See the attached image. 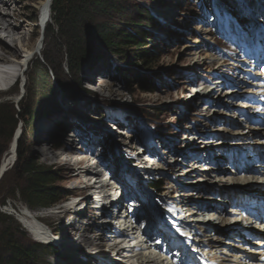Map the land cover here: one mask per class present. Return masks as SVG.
<instances>
[{"label": "rangeland", "instance_id": "374dc122", "mask_svg": "<svg viewBox=\"0 0 264 264\" xmlns=\"http://www.w3.org/2000/svg\"><path fill=\"white\" fill-rule=\"evenodd\" d=\"M15 1L17 2V8L15 9L24 17H20L19 21L23 24L27 21L30 24L34 23L33 20L37 19L36 14L32 8L26 7L24 2L29 4L36 0ZM223 1L115 0L117 10L112 11L114 14L112 15L113 22L119 25L126 24L125 26L128 27L139 26L144 31L142 49L146 51L145 57H133L132 45L129 47L123 43L121 52L118 54L106 49L102 43L97 42L90 46V58L74 73L67 70L66 58L64 54L62 55L64 51L61 53L57 43L51 39L49 34L47 35L49 28L54 26L55 15L52 14L44 29L37 27L33 30L29 26L27 27L28 31L30 30L33 34V42H37L39 36L42 37L43 42L41 50L30 58L21 72L15 71L16 73L11 76L5 75L6 85L0 82V105H4V110L0 114L8 116L14 114L15 117L22 116L25 119V123L20 121L11 139L7 138L6 135L9 129L1 120L0 168L5 154L10 152L12 140L15 135L17 136L16 133L21 130L18 138L19 143L23 134H31L32 125L34 127L32 144L29 145V151L23 155V158L29 157L39 166L49 169L52 172L50 176L52 185L61 189V191L63 190L62 193L65 197L63 196L56 205L49 208L39 207L33 209L29 207L28 202L21 193L24 185L23 180L14 168L18 157L17 143L15 156L0 176V212L7 214L9 217H0V261L4 264H12L9 244L15 243L19 246L28 247L30 251L35 252L38 259L31 261L29 264H66L61 257L64 253L61 244L35 239L22 224L20 216L26 213L31 214L32 211V213L38 212L47 224L54 228H60L62 225L60 214L66 210L62 203L69 200L67 196L79 194L81 189V193L86 192L88 194L89 191H93V197H96L95 189L98 190L97 193L101 191L100 195H97V199L101 201V204L103 200V205L109 215L101 217V220L98 221L99 224L103 221L108 227L123 229L125 224H127L126 227L131 225L132 228L135 220L137 227L133 230L134 233L131 231V236H135L137 239L138 236L142 235L143 241L145 239L143 236H146L147 239L150 238V233L147 236L145 231L146 223L149 221L154 224L155 219L147 221L140 219L139 224H137L138 220L135 218L128 219L129 215L135 214L137 216L135 211L141 203L143 205L144 199L131 197V193L129 194L124 186L119 190L116 189L122 183L120 177L131 186L139 185L140 191L147 195L153 203L150 206L157 211V217L153 214L154 210L151 211V214L156 219L159 218L165 220V222L168 219V217H165L167 216L166 212L169 209V203L172 201V199H166V196L175 197L177 195L176 198H178L180 194L193 192L191 196L200 194L199 198L194 200L196 203H200L202 196L204 200L207 199L205 197L212 196L215 199L207 201L209 205L212 207L215 204L223 205L225 209L223 215L219 214V219L216 218L214 224L217 228L223 227L222 229L226 230L224 228L226 222L222 221V217L226 216L225 218H227L229 216L227 211L230 209H233V214L239 213L240 210H238L239 212L235 211L236 209L230 203L232 201L227 200L221 193L216 191L221 187L218 181L214 184L210 183L211 180L220 177L217 174L204 171L203 168L215 169L218 166H229V169L234 171L236 168H233L235 166L233 163H236V161L250 162L251 159L242 161L245 153H242V151L237 152V148L229 150L228 147L233 146L236 141H232L234 143L228 142L230 136L234 135L230 133L221 135L219 132L217 137L213 138L211 136L223 122L219 120L209 121V116L214 111L217 115L227 118H232V116H229L232 114L234 115L232 119L237 122L234 124L236 129L233 128V131L245 127L247 120L245 113L250 115L251 110L247 106L244 107V105L249 104L250 108L253 107V103L249 100L247 102L248 98H244L247 97L245 91L254 89L251 88L252 84L249 87H247L248 84L242 85L241 89L236 88L234 84L236 80L242 78L243 81L247 78L251 82L249 64L253 57L250 55L255 49L253 44L263 46L264 40V0ZM167 10L171 11L169 17H166V14L163 13ZM0 11L11 13V9L5 6H0ZM12 11L14 10L12 9ZM150 15L153 17L152 19H150ZM238 32L239 36L236 35ZM233 36H237L238 41L233 43L231 41ZM0 39L10 47L18 51L21 50L19 44L15 41V37H9L7 33L0 32ZM257 39L260 40L258 43ZM246 44L249 50H246L247 47H241ZM261 49L257 50L261 52ZM231 53L243 56L241 60L247 65H240L239 68H236L235 57ZM39 60L47 61L51 65V69H49L52 76L51 80L44 81L43 86H39V82L31 77L32 65ZM261 60L264 61V55ZM252 65H255V63L252 62ZM17 68L15 67V69ZM257 70L259 74L263 72L262 69ZM242 71H246L245 77H243ZM194 74L197 76H194ZM217 76L223 78L221 81L225 84H221L222 86L215 90L212 98H208L209 95L205 94V97H201V100L193 101L195 89L200 90L199 92L206 90V88L211 89ZM254 85L256 84L254 83ZM227 90L236 96L232 98L231 94L225 96ZM241 93L244 94V97L239 98ZM68 95L72 97H66ZM50 99L55 100V104L51 108H47L45 112H41L45 109V102L50 101ZM204 99H213L212 102L218 101L221 107L212 102L207 105ZM229 103H232L231 107L228 105ZM235 108H238L237 113ZM60 109L70 112V115L73 116L71 118L73 120L70 121L74 124L59 138L47 139L42 137V131L45 128H51L48 124L49 119L59 115ZM34 110L41 113L34 123H31L30 112L33 113ZM252 110L257 111V108H252ZM225 113H228V116ZM248 124L250 125L249 121ZM251 126H255V124ZM258 126L264 127V125ZM141 131H144L143 137L139 134ZM148 135L152 138L153 144L150 142ZM259 135H251L248 142L251 145L258 146L257 141L261 139ZM87 139L100 145L90 144L91 149L89 151L82 147ZM216 140L219 142L216 143ZM68 148H71L69 151L78 152L89 159L93 158V161L96 157H101V153L104 151L102 154L107 155L109 159H102V165H99L96 169L104 172L102 177L97 179L96 176L81 174L80 179L75 184L68 181L65 172L76 169L74 164L78 158L63 156V152L68 151ZM211 148H218L219 150H211ZM148 149H151V152H148ZM53 153H59V155L52 159ZM185 153L187 157H185ZM67 158L68 160H66ZM184 158L186 159L184 160ZM228 160L230 165L226 164ZM68 161L71 163V168L67 165ZM253 164L254 166L255 164L256 166H264V156L262 160L258 159L257 156ZM181 167L184 169L182 174L180 173L183 172L180 170ZM118 174L119 177H116ZM219 176L223 175L219 174ZM153 179L164 184L162 192H157L148 187V182ZM90 180L92 182L96 181L97 188L96 186L91 190L84 188ZM82 184H84L82 187H76ZM197 184L201 185L197 186ZM229 185H232V183H229ZM209 186H213L215 191L209 189ZM245 186L244 184L243 188H246ZM169 189L171 190L169 191ZM168 191L170 194L166 195ZM113 193H115L113 198H116V200L118 197L121 198L120 200L125 198V201H122L123 204L119 207L120 209L108 202ZM252 193L256 192L252 191ZM223 194L228 195L227 192ZM103 195L110 197L104 199L102 198ZM3 202H6L5 206H1ZM85 203L86 201L79 205L82 210L87 207V214H83L81 217L83 224L87 222L90 214L101 216L99 210L104 207L102 205V208L96 210L97 208L91 207L92 201L88 200ZM183 207H185V211L189 208L184 203ZM147 211L145 208L139 209L138 217L140 214L146 215ZM67 212L69 218L76 214L70 211ZM234 218L238 219L239 217L233 215L230 218L231 222ZM67 220L69 219L67 218ZM152 226L148 230H151ZM208 226L207 224L203 229ZM82 230L83 228L80 227L77 236L83 234ZM143 232L146 234L143 235ZM206 232L204 231L205 235ZM53 233L56 236L59 235L60 238V229L54 230ZM155 233H151V236L154 237ZM85 235H88V233L86 232ZM211 237L219 238L221 236L211 235ZM205 238L208 239L209 237L205 236ZM224 238L221 237L223 240ZM256 239H253V241ZM237 241L231 242L228 240L227 243H231V251L229 250L228 254L236 252L233 245L241 244ZM103 242L111 247V256L114 258V262L117 264L122 263L119 259L123 258V250H121V253L117 251L125 245L122 240H119L117 235L106 232L105 241ZM34 243H39L41 246H35ZM76 243L80 248L85 247V243L82 241ZM205 243L207 244L208 241ZM183 254L186 256L189 253L184 251ZM216 260L220 261L219 259ZM92 264L94 263L92 262Z\"/></svg>", "mask_w": 264, "mask_h": 264}, {"label": "bare ground", "instance_id": "6f19581e", "mask_svg": "<svg viewBox=\"0 0 264 264\" xmlns=\"http://www.w3.org/2000/svg\"><path fill=\"white\" fill-rule=\"evenodd\" d=\"M16 3L17 2L15 0H5V1L0 0V6L1 7L5 6V7H7V8L9 7L11 9L10 14L8 12L0 11V32L7 33L9 37H15V41L17 42V44H19V47L21 48V50L18 51L17 49L10 47L7 43L1 41V39H0V45H1L0 82L3 85H6L5 82L7 81L6 80L7 75L11 76L12 74L16 73L15 71L21 72V70H23L25 65L30 60V58L32 56H34L38 51L41 50V44L43 42L42 37L39 36V40L37 39L38 40L37 42L36 41L33 42L32 41L33 34H31L30 30L28 31L27 27L29 26V28L30 29L32 28L33 30L37 29V27L40 29H44L46 27L48 21L50 20L51 13H52L53 0H36V1L29 3V4L24 2V5H26V7H30L33 9V12H35L37 19L33 20V21H35L34 23L30 24V22L27 21V23L23 24V23H21V21H19V18L23 17V16L19 13V11L17 9H15V8H17ZM30 8H29V10H30ZM12 9L14 11H12ZM170 12H171L170 10H167L166 12H163V13L166 14L165 15L166 17L167 16L169 17V15H171V14H169ZM32 33H34V32H32ZM13 40H14V38H13ZM258 41L259 40L257 39V42ZM196 45H197V43H196ZM231 54H232V56L235 57V62H236L235 67L236 68H239L240 65H244V66L247 65L243 60H241L243 58V56H240V54H234V53H231ZM252 54L258 55V64H257L258 66H256V67L259 69V67H260L259 64L262 62L261 57L263 56V49H261V52H259L255 48L253 50ZM252 54L250 56H253ZM207 58H208V56H207ZM253 66H255V65H253ZM15 67H18V68L15 69ZM257 68L254 69V73H255L254 76L250 75V72H249V76H251L250 78H254V80L261 79L260 83H263L264 77H262V78H261V76L257 77V76H259L258 75L259 72H258ZM250 69H252V66L250 67ZM245 74H247L246 71H242V75H244L243 77L246 76ZM194 76H197V75L194 74ZM221 79H223V78L217 76V78L214 80V86L211 89L205 87L206 90L199 92L200 90L197 91V88H196L194 91L195 93H194V97L192 98V100L193 101L201 100V97H203L205 94L209 95L208 98H212L215 90L219 89L222 85L225 84L221 81ZM244 80L245 81H243V78L240 80H236L234 86L238 89H241L242 85L248 84L247 87H249L251 82L249 80H247V78H245ZM215 84H219V85H215ZM261 86H264V85H261ZM245 92H246V95L258 93V91H256V90L255 91L254 90H247ZM229 94H231L230 95L231 98L236 96L234 93L227 90L225 92V96H228ZM243 95L244 94L241 93L239 98L244 97ZM228 98H230V97H228ZM244 98L247 99L248 96L244 97ZM212 100L204 99V102L208 105L209 103L212 102ZM248 100L254 101V98L250 97L249 99H247V102H248ZM261 101H264V100H259L258 103H261ZM212 103H215L217 106L221 107L220 102H218V101H214ZM231 104L232 103H229L228 105H230V107H231ZM245 106L249 107V109L251 110L250 115H252V116L246 115V119H247L246 124L244 125L245 127L242 129L239 128L238 130L233 131V128L236 129L234 127V124H236L237 122H234L235 120L232 119V118H234V115H232V114L229 115L230 117L232 116V118H227L225 116L217 115L216 112L214 111L209 116V121L211 120V121L215 122V121L219 120L220 122H223L221 124V126L219 125V128H216V130L218 132L216 131L211 135V136H213V138L217 137L219 132L221 135L222 134L225 135L226 133H230L231 135H234V136H230V138L228 137L230 139V141H228V142H230V143H234L232 141L236 140L234 145H233L234 147L233 146L228 147L229 150H234L233 148H237V152L242 151V153H245L244 160H242V161H247L248 159H251V161L242 163V162L236 161V159H235L236 163H233V164H235V166L233 168H236L237 170L235 169L234 171L229 169V166H227V167L226 166H224V167L218 166L215 169H213V168L212 169L211 168H208V169L203 168V169L206 172H210V173H213L215 175L217 174V176L220 177V178H216V179L211 180L210 183L214 184L216 181H218L219 185L221 187L216 189V191L221 193V195L223 197H225L227 200L230 199L232 201L230 203L234 207V209H236L235 211L242 210V211H244V213H248L250 215L249 217L252 216L254 219V222H255L253 225H251V226L243 225L242 223H244V220H246V222H247V220L249 221V217H247V216L241 217L242 212H239V211H238L239 213L233 214L232 213L233 209H230L228 211L226 210L228 212L229 216H227V218H225L226 216L222 217V221L226 222L224 225V228H226V230L222 229L223 227L217 228V226H215L214 222H215L216 218L219 219L218 218L219 214L223 215V213L225 211V209L223 208L224 206L223 205L219 206L218 204H215L213 207L210 206L209 202H207V201H209V200L212 201L214 198L212 196L205 197V198H207L206 200H204L203 196L202 197L200 196L201 197L200 203H196V201H194V200H195V198L197 200L199 198L200 194L198 196H195V195L191 196L193 194V192H188L186 194H180L178 196V198H176L177 195L175 197L166 196V199H168V198L170 200L172 199V201L169 203L170 204L169 209L166 212L167 216H165V217H168V219L166 222H165V220H160L159 218L156 219L157 211H155L152 208V206H150V204H153V203H151V201L147 197V195H144V193H142L140 191V189L138 188L139 185L131 186L125 180H123L122 177H120L122 180V183L120 185L118 182L119 186L116 187V189L118 188V190H119L122 186H124V189H126L127 192H129V194L131 193L130 194L131 197H133L135 199H139V198L144 199L143 205L141 203V205H139L141 207L138 206L137 210L135 211L137 216L133 213L135 216L129 215L128 219L129 218L137 219L138 220L137 224H139L142 219H144L145 221H147L149 219H151V220L155 219L154 224H152L149 221L147 223L145 222L146 223L145 231L147 233V236L150 233V238H148L147 242L145 241V239L143 241L142 238H141V240L138 239V241H139L138 242L137 239L135 238V236H131L132 235L131 231L134 233L133 230H135V228L137 227L135 220L133 222L135 224L132 225V228H131V225L126 227L127 224H125V228H123V229L117 228V227H111V226L108 227V226H106L107 224L105 225L103 223V221H101V223L99 224V222H98L99 219L101 220V217L109 215V212L107 210H105V206L103 205V200H102V204H101V201H99L97 199L98 198L97 195H100V192H101V191H99L97 193V191H98L97 189L94 190L96 192V198L93 197V194H94L93 191L92 192L89 191L90 193L87 194L86 192L81 193L82 192V189H81L80 193L75 194V195L84 196V199L82 201H80L79 203L76 204L77 199H75L74 201L72 199L68 203H65L66 205H68L73 201V203L69 206V208L70 209L76 208L75 212H74L76 214H75V216L69 218L67 211H70V210L68 208H66V210L62 211V213L60 214V219L62 220V225L60 226V228L56 227L57 229H60V232H61L60 238L58 237L59 235L56 236L53 233V231L57 230V229L52 227L51 225L47 224L45 219L43 220L42 216L39 215L38 212L32 213L33 212L32 211L31 214H27V213L21 214L20 218H21L22 224L24 225V227L26 229H28L31 232L32 236L35 239H37L39 241H43V242H46V241L52 242L53 241L52 243L58 242L59 244H61V247L64 248L63 249L64 253L61 257L64 259L66 264H92V262L94 264H117L114 262V258L111 256V251H112L111 247L105 245V243L103 242V241H105L106 232H110L114 235H117L118 237H121L123 244H126V243L136 244L138 242L137 245L140 247V250H138L137 252L135 251V254H137L136 258H134L133 260L132 259L126 260V258H124V257L120 258V259H122V261L119 259L120 262H122L120 264H132L133 262H135V264H188L187 261L189 258L195 259L197 261L196 264H228V263L233 264L234 262H236L235 264H264V166L263 165L256 166V164L254 166V164H253V162L255 161L257 156H258V159H260V160H262V158L264 156V127L258 126V125H262V126L264 125V115H263L264 112L263 111L258 112V111L252 110V108L256 109L258 107L253 106L252 108H250L249 104L244 105V107ZM235 109H236L235 111L237 113L238 108H235ZM59 112H60L59 115H56L55 117L49 119L50 121H48V124L51 126V128H49V127L45 128V130H43L41 133L42 137H45L47 139H54V138L56 139V138H59L60 136H63V134H65L68 131V129L72 127L71 125L74 123H72L70 121V120H73V119H71V118H73V116L70 115V112H68L65 109H60ZM225 115L228 116V113L227 114L225 113ZM248 121L250 122V125L248 124ZM257 123H258V125H257ZM252 124H255V126H251ZM54 128H56V129L52 130ZM143 132L144 131H141L139 133L140 136H142V137L144 136ZM16 134H17V136L15 135V137L12 140L10 152H7L4 156V159H3V162H2V165L0 168L2 170L0 172V176L3 173V171L5 170L6 166L9 164V162L15 156V149L17 147L16 140H17V137L19 135V131ZM255 134H260L259 136H261V139L257 141V143L259 144L258 146L257 145H251L248 142L249 137L251 135H255ZM238 135H240V136H238ZM148 138L150 139V142L153 144L152 138L149 137V135H148ZM88 139L86 140L87 142L83 143L82 147L89 150V149H91V145H98L97 142H94L93 140H88ZM142 141H143V139H142ZM144 141H145V139H144ZM218 142L219 141L216 140V143H218ZM224 143H225V141H224ZM230 143H226V144L229 145ZM189 145L191 146L190 143H189ZM239 148H241V149L239 150ZM216 149L219 150L218 148H216ZM216 149L211 148V150H216ZM67 150L68 151L63 152V154H62L63 156L78 157L75 161V164H74L76 169H72V170H69L68 172H65L66 173L65 174L66 179L68 181H72L75 184V182H77L80 179L81 174H86V176L91 175L92 177L96 176L97 179L102 177L104 172L102 170H96V169L99 165H102V163H103L102 159H104V158L109 159L107 157V155L104 156V154H102V153H104V151H102L101 157H96L95 161H93V158L89 159L86 156H82V154H80L78 152L69 151V150H71V148L70 149L68 148ZM148 152H151V149L150 150L148 149ZM52 155H53L52 159H54L56 156L59 155V153H53ZM185 155H186V153H185ZM185 157H187V155ZM48 158H51V157H48ZM185 159L186 158H184V160ZM227 159H228V157H227ZM229 159H230V157H229ZM66 160H68V158ZM226 164L230 165L229 160ZM67 165L69 168H71V163H69V161L67 162ZM182 168L183 167H181V169H180L181 171H183V172H180L181 174L184 173V169H182ZM114 173H115V171H114ZM244 173H246V174H244ZM219 174L223 175V176H219ZM225 175H227L229 177L226 178L227 176H225ZM116 177H119V174L116 175ZM229 183H232V185H229ZM237 184H239V185H237ZM244 184L246 185L245 186L246 188H243ZM83 185L84 184L78 185L76 187L79 188V187H82ZM200 185L201 184H197V186H200ZM95 186L97 188L96 181L92 182V180H90V182L88 184H86L84 186V188L86 187L85 189L91 190ZM233 187H235V188H233ZM172 188H174V187H172ZM208 188L215 191V188H213V186H209ZM171 189H169V191ZM169 191L166 193V195L170 194ZM252 191L258 193L260 198H259V196L258 197L255 196L254 193H252ZM83 192H84V190H83ZM224 192L225 193L227 192L228 195L225 196L223 194ZM114 194L115 193H113L112 195L110 194L112 196V198H110V200L108 202L110 205H115L116 207L119 208L121 206V204H123L122 201H125V198L120 200L121 198L118 197V199L116 200V198H113ZM109 197L110 196H108V195H107V197L105 195L102 196V198H104V199H108ZM112 199L115 202H112ZM242 199L246 200L247 205L244 204ZM88 200H90V202L93 201L92 204H94L95 201L98 200L97 205H99V206L103 205L104 207L103 208L101 207L102 209L99 210L100 211L99 213H101V216H97V215L95 216L94 214H90L87 222L85 224H83V220H81V217L83 216V214H87V207H85L82 210L79 205L81 203H84L85 201L87 203ZM65 202H67V201H65ZM183 203L186 204L187 207H189V208H187V211H185V209H184L185 207H183ZM195 204H197V205H195ZM97 205H95L94 207H92V206L91 207L96 208ZM77 207H79V208H77ZM144 208L148 210L147 214L146 215L140 214V216L138 217L139 209L141 210ZM96 210H98V209H96ZM174 210L178 211V217L171 227L168 225V223L171 221V218H174V219L176 218L175 214H172ZM181 210H183V211H181ZM151 211L154 212L153 214L156 217L153 214H151ZM130 212H131V210H130ZM123 213H125V212H123ZM233 215H236V217H239V218L238 219L234 218V219H232L233 221L231 222L230 218ZM113 216L115 217V215H113ZM67 218L69 220H67ZM125 221H127V220H125ZM210 221H212V223H209ZM201 222H203V223H201ZM220 222H221V220H220ZM233 222L235 223L234 226L231 225V223H233ZM238 222H239V224H236ZM129 223L131 224V222H129ZM142 224H143V222H142ZM207 224L209 226L206 227L205 229H203V227L206 226ZM150 226H152L151 227L152 229L148 230V228ZM80 227L83 228V230H82L83 234H80L79 236H77L78 231L80 230ZM48 228H49V230H48ZM204 231H207L206 235L204 234ZM86 232L88 233V235H85ZM154 232H156V233L153 237V236H151V233H154ZM211 235H217V236L219 235V236L225 237V238L223 240V239H221V237L214 238V237H211ZM205 236L209 237V238L207 239V238H205ZM256 236H259V237L256 239L255 238ZM157 237H159L160 239H164L163 241L165 243V246L169 249L170 253L175 257L176 262L170 260L169 258H167L169 260L166 262L165 261L166 259H163V257H162L163 260L156 263L158 258L153 256L152 252H149L148 254L145 255L146 251L148 250V247L150 246L151 241H153V240L155 241L157 239ZM199 237H200V239H199ZM250 237H252V238H250ZM60 239H62V240H60ZM204 239H205V241H204ZM253 239H256V240L253 241ZM228 240L231 242L238 240L237 242L241 243L238 245H233L234 251H236V252H234V254H228V251L231 249V243H227ZM77 241L84 242L85 247L80 248L79 246H77V243H76ZM156 241H158V240H156ZM206 241H208L207 244L205 243ZM122 243H121V245H122ZM190 244H191V246H190ZM131 247L134 248V246H132V245H131ZM121 250L122 249H119L117 251L121 253ZM184 251H187L189 254L185 256L183 254ZM177 257H179V258L177 259ZM181 258H183V259L180 260ZM216 259H219L220 261H217ZM235 259H237V261H235Z\"/></svg>", "mask_w": 264, "mask_h": 264}, {"label": "trees", "instance_id": "16d2710c", "mask_svg": "<svg viewBox=\"0 0 264 264\" xmlns=\"http://www.w3.org/2000/svg\"><path fill=\"white\" fill-rule=\"evenodd\" d=\"M221 2L224 1L221 0ZM115 7V0H53L51 16L52 14L55 15L54 26L49 28L47 35L49 34L51 39L57 43L61 53L64 51L62 55L64 54L66 58L68 72L74 73L75 70L80 69L81 65L90 58L91 44L97 42L118 54L121 52L123 43L129 47L132 45L133 57H145L146 51L142 49L144 31L139 26L128 27L125 26L126 24H115L112 20V15H114L112 11L117 10ZM147 12L149 13V11ZM152 18L150 15V19ZM38 62L32 65L31 77L39 82V86H43V83L51 80L52 76L49 73L51 65L47 61L39 60ZM66 97L71 98L72 96ZM54 104L55 100L53 101V99L45 102V109L41 112H45ZM3 110L4 105H0V112ZM40 113L37 110H34L33 113L30 112L31 123H34ZM1 120L9 129L6 135L8 139L13 137L20 121L25 123L22 116L15 117L14 114L10 116L0 114V123H2ZM33 128L31 125V134H23L19 140L18 157L14 168L23 180L24 185L21 193L29 207L33 209L49 208L56 205L65 195L62 193L63 190L61 191L52 185V181H50L52 172L49 169L39 166L29 157L23 158V155L29 151V145L32 144ZM148 187L157 192H162L164 184L153 179L148 182ZM5 205L6 202L1 204V206ZM0 217L9 218L7 214L1 212ZM9 245L12 264H29L38 259L35 252L30 251L28 247L19 246L15 243ZM34 245L41 246L39 243H34ZM0 264H4V262L0 261Z\"/></svg>", "mask_w": 264, "mask_h": 264}, {"label": "water", "instance_id": "95a60500", "mask_svg": "<svg viewBox=\"0 0 264 264\" xmlns=\"http://www.w3.org/2000/svg\"><path fill=\"white\" fill-rule=\"evenodd\" d=\"M20 133H21V130H20L19 135H18V137H17L16 143H18V138H19V136H20Z\"/></svg>", "mask_w": 264, "mask_h": 264}]
</instances>
